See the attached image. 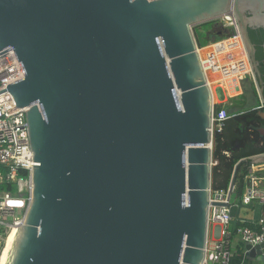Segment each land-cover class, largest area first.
<instances>
[{"label":"water","instance_id":"1","mask_svg":"<svg viewBox=\"0 0 264 264\" xmlns=\"http://www.w3.org/2000/svg\"><path fill=\"white\" fill-rule=\"evenodd\" d=\"M232 13L264 102L249 28L264 0H0V57L25 107L32 190L5 264H201L214 108L193 26ZM264 48V45H263ZM264 115V114H262ZM249 168V172L251 171ZM264 262V242L245 245Z\"/></svg>","mask_w":264,"mask_h":264},{"label":"built area","instance_id":"2","mask_svg":"<svg viewBox=\"0 0 264 264\" xmlns=\"http://www.w3.org/2000/svg\"><path fill=\"white\" fill-rule=\"evenodd\" d=\"M223 32L232 31L231 35L208 42L205 46L196 43L202 70L209 86L206 70L218 73L222 78L233 77L236 80L234 93L240 91L239 80L254 77L239 27L234 15L230 12L217 16ZM212 47L211 52L201 59L198 48ZM235 49V51H233ZM235 56L242 58L235 61ZM24 76L14 51L0 57V260L7 238L12 230L24 221V215L31 197L33 152L30 147L25 111L14 107L7 85L14 83ZM222 86V85H219ZM211 90V89H210ZM232 95H229L231 98ZM226 101L214 103L210 122L211 150L213 136L221 132L224 122L230 117L226 109ZM264 109V102L256 107ZM211 168L216 161L211 157ZM251 171L244 176L243 190L237 194L235 204L263 206L262 217L255 227L240 225L232 228L230 205L209 204L207 216V231L204 255L201 264H252L245 255V245H256L264 242V167L260 164L251 165ZM25 171V173H21ZM235 191V184L233 186ZM236 192V191H235ZM230 196L229 185L225 189H208V199L212 202L227 203Z\"/></svg>","mask_w":264,"mask_h":264},{"label":"trees","instance_id":"3","mask_svg":"<svg viewBox=\"0 0 264 264\" xmlns=\"http://www.w3.org/2000/svg\"><path fill=\"white\" fill-rule=\"evenodd\" d=\"M214 24V21H208L193 27L194 37L199 46H205L208 43L206 31ZM231 32L230 30L227 32L222 31L218 38L231 35ZM248 33L256 48L255 56L264 83V29L249 28ZM257 83L259 85L258 80ZM230 101L231 104H225L230 117L225 120L222 131L215 133L213 136L212 157L216 161V164L211 168V187L213 189L227 188L234 166L240 159H249L253 155L264 153V134L259 130V128H264V118L260 115L261 110L254 107L243 111L236 109L231 112L228 108L236 100L232 97L229 98L228 102ZM234 104L233 106H235ZM236 104L237 108L242 106L239 105V102ZM249 168V161L247 160L237 170L234 184L238 195L243 190L244 176L249 172ZM21 173H25V171H21ZM253 208L255 212L253 220H242L237 215L232 219V228L240 225L255 227V223L262 217L263 206L256 203Z\"/></svg>","mask_w":264,"mask_h":264},{"label":"rangeland","instance_id":"4","mask_svg":"<svg viewBox=\"0 0 264 264\" xmlns=\"http://www.w3.org/2000/svg\"><path fill=\"white\" fill-rule=\"evenodd\" d=\"M214 25L213 27L211 28H208L206 33H207V38H208V42L210 41H213V40H216L218 39V35L221 34L222 30H221V26L218 24V20H214ZM196 26V25H195ZM194 27V26H193ZM193 31V29H192ZM194 32V31H193ZM221 36V35H220ZM239 86H240V89L241 91L239 92H236V93H232V97L234 98V100H236L238 98V100H236L233 104L235 106H233V104L230 106V108H228L231 112L235 111L236 108H237V102H239V105L242 103L244 104V99L245 96H246V100L247 102H249V97L248 95H253V97H256V93L254 92V88H255V83L251 80H248V81H245L240 79L239 81ZM254 85V87H253ZM243 94H241V93ZM256 92L258 93V91L256 90ZM215 93H216V99L215 101H213L214 103H217V102H220V101H226V103H229L228 100H229V95H227V93L225 92V89L223 86H219V84L216 85L215 87ZM242 95H244L243 98ZM225 97H228L227 99H225ZM231 97V98H232ZM240 97V98H239ZM258 100H259V103H260V96H259V93H258ZM231 102V101H230ZM257 103V102H255ZM242 108V107H241ZM247 108H250V107H247ZM261 113H264V109H261ZM252 205H241L239 208H238V214L241 215L242 217H248L250 215H252V213L254 214L253 209H251ZM237 216V214H236ZM235 216V217H236ZM233 217V218H235ZM252 264H264V262L262 261H254L252 262Z\"/></svg>","mask_w":264,"mask_h":264},{"label":"bare ground","instance_id":"5","mask_svg":"<svg viewBox=\"0 0 264 264\" xmlns=\"http://www.w3.org/2000/svg\"><path fill=\"white\" fill-rule=\"evenodd\" d=\"M211 50H212V47L210 46L204 47V48H198V52H199L201 59H203L206 56V54L211 52ZM233 51H235V49ZM241 58H242L241 56H235V61L237 60L239 61ZM206 75L208 77V82H209V86L211 89L213 101H215L216 99L215 87L217 84L222 85L224 87L227 95H232V93H234L233 88L236 87L235 86L236 80L233 77L222 78L218 73L210 72L209 70H206ZM228 85H233V88L230 89ZM16 233H17V229L14 228L12 232L10 233V235L8 236L6 244L2 251L0 264L6 263L10 250L12 248L13 242L15 240Z\"/></svg>","mask_w":264,"mask_h":264},{"label":"crops","instance_id":"6","mask_svg":"<svg viewBox=\"0 0 264 264\" xmlns=\"http://www.w3.org/2000/svg\"><path fill=\"white\" fill-rule=\"evenodd\" d=\"M242 80H244V82L245 81H248V80H250V79H247V78H244V79H242ZM253 87H254V85H253ZM240 91H241V89H240ZM254 92L256 93V97H253V95L251 96V95H248V97H249V102H247V100H246V96H245V98L244 99H242V100H244V104L242 103V108L241 107H238V108H236V109H240L241 111H243V110H246V109H248L247 107H250V108H256L258 105H260V103H261V98H260V103H259V100H258V93L256 92V88H254ZM241 93V92H240ZM241 94H243V93H241ZM229 97V96H228ZM228 97H225V99H227ZM244 97V95H242V97L241 98H243ZM240 98V97H239ZM236 100H238V98L236 99ZM255 102H257V103H255ZM230 104H231V102H229ZM239 110V111H240ZM262 114H264V113H261V111H260V115L264 118V115H262ZM259 130H260V132L262 133V134H264V128H259ZM254 207V206H253ZM253 207H251V209H253V211L252 212H254V208ZM263 214V213H262ZM237 215H238V217L240 218V219H242V220H253L254 218H255V212H254V214L252 213V215H250V216H248V217H242L241 215H239L238 214V211H237Z\"/></svg>","mask_w":264,"mask_h":264},{"label":"clouds","instance_id":"7","mask_svg":"<svg viewBox=\"0 0 264 264\" xmlns=\"http://www.w3.org/2000/svg\"><path fill=\"white\" fill-rule=\"evenodd\" d=\"M257 90V89H256Z\"/></svg>","mask_w":264,"mask_h":264}]
</instances>
